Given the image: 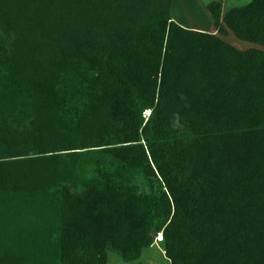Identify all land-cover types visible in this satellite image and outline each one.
<instances>
[{"label":"trees","instance_id":"1","mask_svg":"<svg viewBox=\"0 0 264 264\" xmlns=\"http://www.w3.org/2000/svg\"><path fill=\"white\" fill-rule=\"evenodd\" d=\"M206 9L0 0V264L128 262L161 228L169 264H264V50L221 36L264 44V0Z\"/></svg>","mask_w":264,"mask_h":264},{"label":"rangeland","instance_id":"2","mask_svg":"<svg viewBox=\"0 0 264 264\" xmlns=\"http://www.w3.org/2000/svg\"><path fill=\"white\" fill-rule=\"evenodd\" d=\"M210 0H172L170 16L179 24L187 28H193L204 31H213V21L207 23V12L204 3ZM238 0H223V10L231 5L237 4ZM224 40L231 43L237 48H258L264 50V44L243 41L237 39L231 31H227L225 35H221ZM149 113V110L145 111V115ZM173 214V209L170 213L169 218ZM162 232L163 228L158 230L153 237L151 244L144 247L141 251L139 258L132 261H124L120 255L109 249L107 250V263L106 264H169V259L166 256V247L163 239L158 240L157 234Z\"/></svg>","mask_w":264,"mask_h":264},{"label":"crops","instance_id":"3","mask_svg":"<svg viewBox=\"0 0 264 264\" xmlns=\"http://www.w3.org/2000/svg\"><path fill=\"white\" fill-rule=\"evenodd\" d=\"M172 1V0H171ZM211 1V0H210ZM209 1H207L206 3H204V6L206 7V4L208 3ZM221 4H222V13L224 12V11H226L228 8H230V7H232V6H234V5H231L230 7H227V8H225L224 10H223V0H221ZM207 12L209 13V14H207L208 16H207V23L208 22H212L213 21V19H212V16H211V14H210V12L207 10ZM233 34V33H232ZM234 35V34H233ZM235 36V35H234ZM236 37V36H235ZM237 38V37H236ZM237 39H239V38H237ZM241 40V39H240ZM243 41H245V40H243ZM232 43V42H231Z\"/></svg>","mask_w":264,"mask_h":264},{"label":"built area","instance_id":"4","mask_svg":"<svg viewBox=\"0 0 264 264\" xmlns=\"http://www.w3.org/2000/svg\"><path fill=\"white\" fill-rule=\"evenodd\" d=\"M157 239H158V240L163 239V234H162V232H158V234H157Z\"/></svg>","mask_w":264,"mask_h":264}]
</instances>
